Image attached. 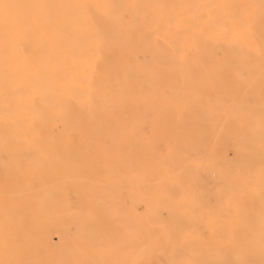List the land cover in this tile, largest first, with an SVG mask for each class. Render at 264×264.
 Masks as SVG:
<instances>
[{"label": "rangeland", "instance_id": "1", "mask_svg": "<svg viewBox=\"0 0 264 264\" xmlns=\"http://www.w3.org/2000/svg\"><path fill=\"white\" fill-rule=\"evenodd\" d=\"M36 2L15 0V15L23 25L17 34L21 57L5 64L12 81L9 89L18 91L9 95L16 101L15 109L28 111L37 101L20 72L26 68L25 56L43 47L45 33L54 45L68 46L73 31L79 41L85 38L89 47L71 59L77 64L76 75L86 81L78 83L69 120L27 121L26 125H37L32 138L43 151L1 153L19 155L22 166L0 167V244H13L11 251L18 256L28 247L31 253L23 252L18 259L26 257L25 264H264V222L254 215H167L165 209H151L152 201L140 198L127 177L111 179V165L126 168L136 157L152 168L160 163L156 154L179 153L183 147L176 142V132L188 135L192 148L212 149L223 157V147L227 158H234L231 145L213 147L203 109L223 120L224 112L216 107L220 81L249 87L250 81L225 72L224 62L243 34L237 29L234 6L243 8L247 21L256 17L264 25V0H51L47 11L55 17L43 15ZM29 15L31 26L25 23ZM254 28L264 34L261 26ZM63 52L67 57L75 53L67 48ZM251 54L264 64L263 54L255 49ZM59 67L68 72L67 65ZM101 80L111 89V126L117 128L115 143L122 144H112L108 153L90 136L93 121L88 111L94 106L92 99H100L90 85ZM256 85L264 87L262 82ZM179 99L185 101L181 107ZM194 116L207 133L203 138L183 122V117ZM101 131L109 132L108 126L102 125ZM52 140L56 143L50 150L56 153L47 156ZM209 177L205 186H197V194L211 211L217 202L207 200H216L208 192L213 183ZM111 182L116 183L107 186ZM117 188L120 196L112 198ZM176 201L186 203L180 197ZM249 202L256 209L264 206L260 196ZM171 219L180 227L165 226ZM77 224L83 228L81 235ZM0 260L8 264L3 255Z\"/></svg>", "mask_w": 264, "mask_h": 264}, {"label": "bare ground", "instance_id": "2", "mask_svg": "<svg viewBox=\"0 0 264 264\" xmlns=\"http://www.w3.org/2000/svg\"><path fill=\"white\" fill-rule=\"evenodd\" d=\"M49 2L51 0H39L35 3V7L41 10L45 16H58L56 13H48ZM15 7V0H0V18L7 19L6 22L0 19V30L5 31L6 34L5 36L0 35V167H5L6 163L15 166L21 165L19 155L13 154L2 157L1 153L29 154L33 151H43L39 147V142H35L32 138V135L39 130L37 125H26L27 121L29 119L45 121L49 117L57 121L69 120L70 110L74 105L71 102L77 96L78 83L81 80L86 81V79L76 75L77 64L71 59L72 56L79 55L78 51L81 48L89 47L87 43H83L85 38L83 42L79 41L76 32L73 31L68 46L54 45L49 34L45 33L43 35V47L25 56L27 58L26 68L20 72L21 76H27L28 86L36 94L37 101L28 105V111L18 113L15 109L16 101L9 98L10 94H15L18 91L9 89L12 81L9 80L10 73L5 65L7 62L15 64L21 57L17 51L20 43L17 34L23 25L16 18ZM234 7L237 29H240L241 34H243L232 43L234 46L230 49V55L224 62L225 72H230L237 78L250 81V85L243 88L239 85V81L235 85H230L224 80L220 81L219 100L216 102V107L224 112L223 120L215 117L211 110L203 109V112L208 116L210 134L212 142H214L213 147H216L217 143L231 145L234 149V158L228 159L223 147V157H219L217 152H213L212 149L192 148L189 144V136L183 132H176V142L183 148L175 154H156L160 161L158 165L152 168L146 167L141 164L142 159L136 157L131 159L136 163L126 168L111 165V179L127 177L132 189L140 198L152 201L148 204L151 209H165L168 212L167 215L177 216L178 214L196 211L203 215L213 216L229 212L238 213L241 216L254 215L264 222V206L256 209L251 207L249 202L252 196L264 198V188L261 187L264 185V118H262L264 117V87L258 88L256 85L257 82H262V86H264V64L259 63L251 54V50L255 49L264 55V34L254 28L259 25L264 30V25H261L262 23L256 17L251 22L247 21L244 18L243 8L239 4ZM30 16L25 22L29 26L32 25ZM77 21L85 22L83 19H77ZM61 26L64 28L65 24L62 23ZM64 48L75 53L67 57L63 52ZM60 64L67 65V73H63L59 69ZM176 66L181 68V64H176ZM90 86L96 89L100 96V99H92L91 102L94 106L88 111L93 121V131L90 136L97 141L99 146H102V151L108 153L111 152L112 144L113 146H122L120 142L115 143L117 128L111 126V89L105 80L95 82ZM145 88L148 86L146 85ZM177 89L183 90L178 86ZM191 92L192 97L196 98V91L192 89ZM183 99L177 101L179 107L185 104ZM191 104L194 108H198L195 101ZM47 105L50 106L48 110L46 109ZM54 109L58 110L54 111ZM100 111L104 113L102 114ZM176 115L181 118L179 113ZM183 122L192 124L197 137L206 136L207 133L203 128L201 129L200 119L197 116L183 117ZM162 124L166 128L163 121ZM102 125H107L109 132L102 134ZM217 131L220 132V135L217 134ZM55 143L52 140L51 145L47 144V150H49L47 156L56 153L50 150L52 146H55ZM230 150L232 151L231 148ZM188 155L191 156L190 161L187 159ZM116 159L117 157L113 156V160ZM177 160L187 162L183 165H177L175 164ZM207 160L213 162L204 164ZM28 163L29 161H27ZM212 167H214V171H212ZM209 176L213 178V183H209L212 188H209L208 192L216 200L209 198L207 200H211L213 203H215L214 201L217 202L214 206L215 209L211 211L207 210L209 206L205 199L197 194V186H205L203 184ZM113 183L116 182H111L107 186H111ZM118 196L120 194L117 188L111 197L116 198ZM178 197L186 200V203L179 204L176 201ZM200 200L202 202H199ZM178 224V220L171 219L169 225L165 226L180 227ZM185 225L188 226V223H183V226ZM77 227L81 235L83 228L78 224ZM2 233L0 229V236ZM29 239L31 240V238ZM12 246L13 244L5 242L0 244V259L3 255L8 259V264H25L23 261L26 257L21 261L18 259L23 257L24 253H31L30 249L25 247L24 253L22 252V255L18 256L11 251ZM88 261L90 262L91 259ZM2 263L3 261L0 260V264Z\"/></svg>", "mask_w": 264, "mask_h": 264}]
</instances>
